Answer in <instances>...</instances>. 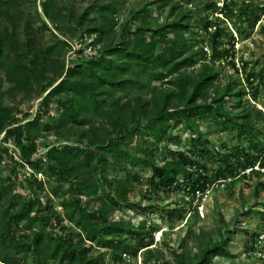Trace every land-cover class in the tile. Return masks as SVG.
Segmentation results:
<instances>
[{
    "label": "trees",
    "instance_id": "1",
    "mask_svg": "<svg viewBox=\"0 0 264 264\" xmlns=\"http://www.w3.org/2000/svg\"><path fill=\"white\" fill-rule=\"evenodd\" d=\"M24 1L0 0V168L13 145L18 160L11 175L17 176L18 168L32 170L23 192L16 188L17 178L0 174V264H107L95 248L110 250L108 264H126L125 256L136 258L144 249V264H152L150 258L160 261L150 247L157 226L147 220L135 226L111 218L116 208L129 202L130 188L140 179L132 169L147 166L152 170L151 185L185 189L193 195L236 175L239 168L264 174L255 169L257 164L264 169V149L254 144L263 132L264 112L251 102L259 98L260 87L264 90V61L250 70L248 62H243L246 85L240 78L217 84L215 63L233 61L235 65V36L225 27V21H233L234 16L229 0L223 3V17L215 16L218 6L213 0H149L140 9H131L130 18L119 25L116 14L130 0H76L87 3L77 13L65 0H40L41 12L34 0V14L24 9ZM172 2L166 20L160 22L159 10ZM188 6H195L199 18ZM243 14L238 15L240 20ZM31 16L41 22L37 30ZM45 17L60 35L52 32L50 42L40 46L38 33L50 29ZM17 20L25 21L23 34ZM200 24L202 38L194 34ZM238 32L242 33L241 27ZM78 34L81 39L92 37L96 53L67 64L63 56L73 44L64 37L75 39ZM155 79L169 88L155 91ZM133 90L139 95L130 99ZM16 93H35L40 99L35 116L25 123L4 102L7 95ZM203 122L231 133L233 141L254 145L235 147L237 163L222 159L226 167L217 168L215 175L208 174L206 164L193 159L189 150L174 153L170 149L172 156L161 160L155 155L172 128L202 134ZM74 128L81 131L78 138L48 146L41 154L38 139L47 134L60 137ZM191 145L203 157H218L221 152L201 148L193 140ZM38 173L45 175V182ZM181 175L184 179L179 184ZM260 184L264 186V180ZM49 195L61 199V211L52 206ZM138 206L143 213L151 207ZM185 215L172 208L169 217L183 220ZM64 219L79 232L67 233ZM219 234L218 240L202 237L194 255L184 239L173 249L175 264H213L216 256L228 255L230 237L221 227Z\"/></svg>",
    "mask_w": 264,
    "mask_h": 264
},
{
    "label": "rangeland",
    "instance_id": "2",
    "mask_svg": "<svg viewBox=\"0 0 264 264\" xmlns=\"http://www.w3.org/2000/svg\"><path fill=\"white\" fill-rule=\"evenodd\" d=\"M108 1V0H102ZM149 0H130L118 14H116L118 25L130 18L131 9H140ZM217 2L218 10L215 16H225L223 11V3L225 0H213ZM233 4V21H225V27L230 30L235 36L233 43V61H224L215 63V68L219 73L217 84L221 86L230 80L240 78L243 85L247 84L246 72L244 70L243 62H248V70L252 68H260L264 61V0H229ZM68 7H73L75 12H83L87 3H79L76 0H65ZM34 0H25L23 3L24 9L27 12L34 14ZM170 6L159 10L160 22L166 20ZM37 7L42 12L40 0L37 1ZM190 11H193L196 18L195 6H188ZM241 11L246 12L240 20L238 16ZM34 16V15H32ZM31 22L34 30L41 25L37 18H32ZM222 16V17H223ZM156 18V17H155ZM48 22L49 30L40 31L38 33V42L40 46L50 42L52 39V32L60 35L59 31L55 28V24L45 17ZM154 20V17L151 19ZM19 27V34H23V25L25 21H15ZM201 23V20L199 21ZM118 25L117 29L118 30ZM241 27L242 33L238 32ZM194 34L204 37V31L201 29V24L194 29ZM72 42L70 49L65 51L66 63L72 59H77L81 56L89 57L96 53L92 47V37L81 39L80 34L75 39L66 37ZM226 41L230 40L229 32L225 36ZM205 49L208 50V55L211 54L210 47L204 43ZM232 45V44H231ZM84 51L81 53L79 49ZM211 63L209 60H207ZM202 63L195 67L198 71ZM246 83V84H245ZM155 91H161L169 86L158 79L153 81ZM254 85H258L255 81ZM251 88L248 89V92ZM139 95V92L133 90L129 92L128 97L133 99ZM36 94L33 93L26 96L22 93L14 95H7L4 99L5 104H10L15 108L22 123L32 119L37 111L38 102ZM251 102L258 105L264 112V90L260 87L259 98ZM29 114V115H27ZM263 132L259 133V140L255 141V145L259 149H264V123L262 124ZM202 134L197 131H190L184 127H174L169 133L168 139L163 143L162 150L158 151L155 155L161 160L165 156L171 157L173 150L186 151L189 150L193 159H198L202 164H206L208 174L215 175L217 168H225L226 163L222 159L228 160L229 163H237L236 155L238 151L235 147L248 148L254 144L245 141L241 144L238 140H231V133H221L215 130L210 123L203 122L200 126ZM81 134L80 129L74 128L71 132H64L62 136L56 137L54 135H44L38 139V143L42 148L41 154L44 155L48 146H62L63 144L74 141ZM3 134L0 135V140ZM195 141L201 148L206 150H220V155L214 157L213 155L199 156L198 149L193 148L191 142ZM226 144V145H225ZM167 146V147H165ZM225 146V147H224ZM227 148V150H225ZM18 160L16 149L13 145L10 146V157H5L3 164L0 168V174L5 178L11 175L15 161ZM256 168L262 167L257 164ZM133 172H138L140 175L139 181L133 183L129 192V202L123 207L116 208L111 213V218L114 220L130 221L135 226L140 225L142 220H147L149 225L154 224L157 226L155 232L154 244L150 246L154 253L159 256L150 258L152 264H160L163 262H170L175 264V257L173 249L178 248L181 242L185 239V246L187 250H191L194 255L198 252L202 237L205 240H218L220 239L219 228H222L226 237H230L227 250L228 255L216 256L213 264H264V186L260 184L264 180V174L258 176L250 168L243 170L238 169L236 175H228L226 180H219L213 186L208 188L205 193H196V195L189 194L185 189H160L151 185L149 178L152 175V170L147 167H138L132 169ZM17 176H12L17 180L16 188L22 192L25 190V178L30 177L32 170L30 167L25 169L18 168ZM205 173V172H204ZM243 173H246L245 175ZM38 178L45 182L46 177L42 173L37 174ZM184 175H181L179 184L183 182ZM259 186V187H258ZM258 187V189H257ZM50 187L45 185V192L50 193ZM51 197V204L57 211H61V199L57 196L49 195ZM96 202V201H95ZM93 200L91 205H95ZM151 206L146 213H143L138 205ZM201 207V208H200ZM172 208H179L186 215L183 220L171 219L169 217ZM66 226V232L76 233L79 228L70 223L67 219L63 220ZM192 233H189V230ZM227 230H230L228 233ZM95 248V247H94ZM144 250V249H143ZM141 250L136 258L125 256L126 264H144L145 254ZM96 254H103L106 257V263L111 262L110 250L101 248L94 249Z\"/></svg>",
    "mask_w": 264,
    "mask_h": 264
},
{
    "label": "built area",
    "instance_id": "3",
    "mask_svg": "<svg viewBox=\"0 0 264 264\" xmlns=\"http://www.w3.org/2000/svg\"><path fill=\"white\" fill-rule=\"evenodd\" d=\"M250 169H251V168H250ZM255 169L260 170V171H262V172L264 171L263 168H262V169H261V168L259 169V168H256V166H255ZM199 193H201V192H199ZM202 193H203V192H202ZM204 193H205V192H204ZM200 208H201V207H200Z\"/></svg>",
    "mask_w": 264,
    "mask_h": 264
}]
</instances>
